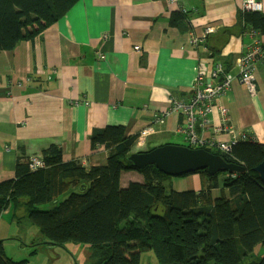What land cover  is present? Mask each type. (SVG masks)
Instances as JSON below:
<instances>
[{"label":"crops","instance_id":"obj_1","mask_svg":"<svg viewBox=\"0 0 264 264\" xmlns=\"http://www.w3.org/2000/svg\"><path fill=\"white\" fill-rule=\"evenodd\" d=\"M243 6L244 0H80L42 36L0 51V183L16 178L19 156H41L52 145L62 148L65 162L105 165L110 146L94 149L90 138L108 126L125 127L129 137L157 126L148 149L178 138L187 144L171 99L191 95L201 64L209 77L222 63L236 78L209 115L211 127L199 133L217 143L247 136L264 144V64L256 92L238 78L237 61L253 42L238 23ZM179 11L189 15L190 31L172 24ZM220 105L228 109L229 130L217 134ZM143 181L136 171L121 177L124 188Z\"/></svg>","mask_w":264,"mask_h":264},{"label":"trees","instance_id":"obj_2","mask_svg":"<svg viewBox=\"0 0 264 264\" xmlns=\"http://www.w3.org/2000/svg\"><path fill=\"white\" fill-rule=\"evenodd\" d=\"M79 1L0 0V51H13L21 42L42 36ZM188 17L175 12L172 24L190 31ZM238 23L242 35L256 31L264 40L263 13L242 10ZM90 139L94 149L110 146L105 165L88 168L80 161L65 162L58 145L43 150L39 157L46 167L38 171L30 169V158L19 156L16 178L0 183V219L10 207L15 212L25 209L42 234V244L91 246L86 264H141L148 251L154 252L157 264H243L248 259V264H264V256L254 255L258 247L264 248V182L255 172L264 162V144L248 138L231 153L206 149L246 172L198 171L182 177L199 176L202 189L167 192L165 183L172 177L155 166L139 170L128 161L137 136H127L125 127L94 130ZM130 171L140 173L144 181L124 188L122 174ZM51 204V210H42ZM231 231L236 251L229 243ZM5 242L0 240V264H27L6 257Z\"/></svg>","mask_w":264,"mask_h":264},{"label":"built area","instance_id":"obj_3","mask_svg":"<svg viewBox=\"0 0 264 264\" xmlns=\"http://www.w3.org/2000/svg\"><path fill=\"white\" fill-rule=\"evenodd\" d=\"M171 5H177L179 0H168ZM244 12H263V3L261 0H244ZM214 33V28L208 27L206 36ZM253 38L252 44L247 48L237 61L239 70V80L251 92H256V72L260 64H264V40L256 31L245 33V36ZM206 37V38H207ZM197 43V40L194 41ZM135 51L140 52L141 47L136 46ZM101 59H105L103 54H100ZM207 66L201 64L198 75L193 86L191 95L186 99L172 98L171 112L181 115L184 125L180 132L185 136L186 142L197 148H205L217 150L223 153H231L234 145L240 142V139H235L232 143H217L204 138L199 132H203L211 127L209 115L215 111L216 103L223 96H226L230 91L235 76L227 70V68L218 63L214 66L212 75L208 79ZM80 105V103H77ZM219 111L222 116L223 124L220 127H214V131L219 134L229 130L225 126L228 117V109L220 105ZM158 125L165 126L163 119L157 117ZM161 132L157 126H150L143 129L137 136L135 149L138 152L147 150L149 140L152 136ZM247 136H243L241 140H247ZM30 169L38 171L46 167L45 163L39 156L30 158Z\"/></svg>","mask_w":264,"mask_h":264},{"label":"rangeland","instance_id":"obj_4","mask_svg":"<svg viewBox=\"0 0 264 264\" xmlns=\"http://www.w3.org/2000/svg\"><path fill=\"white\" fill-rule=\"evenodd\" d=\"M181 138L170 141L174 145H183ZM172 177L165 183L167 192L188 191L202 189V183L199 176L195 177ZM70 195V192L63 196V201ZM14 207H10L0 219V240H5L4 253L6 257L19 263L25 261L27 264H86L92 255V248L89 245L69 243L65 248H59L47 244H42L43 237L39 229L29 220L25 209L15 212ZM53 204L42 207V210H51ZM226 217L231 222L230 207L227 204ZM8 239V241H7ZM229 243L231 248L236 251L234 232L229 234ZM39 244V245H37ZM254 255L256 257L264 256V248L258 247ZM248 259L243 264H248ZM141 264H157L154 252L148 251L142 254Z\"/></svg>","mask_w":264,"mask_h":264},{"label":"water","instance_id":"obj_5","mask_svg":"<svg viewBox=\"0 0 264 264\" xmlns=\"http://www.w3.org/2000/svg\"><path fill=\"white\" fill-rule=\"evenodd\" d=\"M128 161L139 170L155 166L160 172L170 177H182L202 170H207L210 175L222 172L231 174L246 172L244 167L230 164L223 157L204 148L193 149L174 144L160 146L148 152L134 153ZM255 172L264 182V162L255 168ZM85 190L86 185L80 187V191Z\"/></svg>","mask_w":264,"mask_h":264},{"label":"clouds","instance_id":"obj_6","mask_svg":"<svg viewBox=\"0 0 264 264\" xmlns=\"http://www.w3.org/2000/svg\"><path fill=\"white\" fill-rule=\"evenodd\" d=\"M138 136V135H137ZM188 144V143H187ZM196 149H199V148H196ZM205 149V148H204ZM136 149L134 148V151H135ZM147 150H148V148H147ZM147 150H145V151H147ZM142 152H144V151H142ZM135 153H140V152H138V151H135Z\"/></svg>","mask_w":264,"mask_h":264},{"label":"bare ground","instance_id":"obj_7","mask_svg":"<svg viewBox=\"0 0 264 264\" xmlns=\"http://www.w3.org/2000/svg\"><path fill=\"white\" fill-rule=\"evenodd\" d=\"M228 95V94H227Z\"/></svg>","mask_w":264,"mask_h":264}]
</instances>
